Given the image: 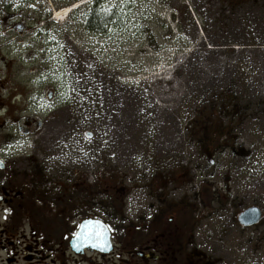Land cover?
<instances>
[{"label":"rangeland","instance_id":"rangeland-1","mask_svg":"<svg viewBox=\"0 0 264 264\" xmlns=\"http://www.w3.org/2000/svg\"><path fill=\"white\" fill-rule=\"evenodd\" d=\"M92 3L0 0V31L4 9L43 30L47 47L35 54L70 108L57 144L31 141L32 171L48 180L86 174L89 203L112 205L113 224L175 217L210 264H264V220L238 222L250 207L264 212V0H105L118 20L102 33L86 29ZM75 4L83 6L66 22L53 21ZM11 50L30 53L12 45L0 56ZM23 62L15 60L13 82ZM138 76L139 84L123 81ZM24 81L31 88L36 78ZM237 101L243 124L231 120Z\"/></svg>","mask_w":264,"mask_h":264},{"label":"flooded vegetation","instance_id":"flooded-vegetation-1","mask_svg":"<svg viewBox=\"0 0 264 264\" xmlns=\"http://www.w3.org/2000/svg\"><path fill=\"white\" fill-rule=\"evenodd\" d=\"M3 15L0 54L3 47L14 45L30 48L31 56L25 59L12 50L8 58L0 56V264H210L202 251L193 250L192 232L175 217L166 219L159 213L135 225L113 224L112 205L89 203L95 188L82 183H92L86 174L65 173L48 180L44 173L32 171L38 160L29 152L31 141L41 137L57 144L62 134L60 113L70 108H64V94L48 81L42 64L45 55L35 54L38 46L47 47L43 30H34L37 25L7 9ZM19 59L25 62L17 83L13 66ZM33 75L34 86H23L24 77ZM80 106V99H75L76 112ZM216 190L230 199L224 194L229 188ZM86 221L99 225L91 239L86 237L92 228L81 235Z\"/></svg>","mask_w":264,"mask_h":264},{"label":"trees","instance_id":"trees-1","mask_svg":"<svg viewBox=\"0 0 264 264\" xmlns=\"http://www.w3.org/2000/svg\"><path fill=\"white\" fill-rule=\"evenodd\" d=\"M105 0H95L89 10V13L86 17L85 26L86 29L89 31H93L96 33L106 32L109 25H112L118 20L117 11H106L103 8ZM236 106L232 105L231 108L233 109L234 117L232 122L235 119H241V123L243 124L242 114L240 112L243 110L241 108V104L237 101ZM230 142V141H229ZM227 143V142H226ZM231 143V142H230Z\"/></svg>","mask_w":264,"mask_h":264},{"label":"water","instance_id":"water-1","mask_svg":"<svg viewBox=\"0 0 264 264\" xmlns=\"http://www.w3.org/2000/svg\"><path fill=\"white\" fill-rule=\"evenodd\" d=\"M263 218L264 213L261 209L250 207L240 214L238 221L243 227H252L257 225Z\"/></svg>","mask_w":264,"mask_h":264},{"label":"bare ground","instance_id":"bare-ground-1","mask_svg":"<svg viewBox=\"0 0 264 264\" xmlns=\"http://www.w3.org/2000/svg\"><path fill=\"white\" fill-rule=\"evenodd\" d=\"M75 5H79V4H75ZM75 5L73 6H69L68 8H65V9H62V10H59L55 13L54 17H53V20L54 21H57L58 23H63V22H66L70 15L78 9V6L75 7ZM74 7V8H73Z\"/></svg>","mask_w":264,"mask_h":264},{"label":"snow or ice","instance_id":"snow-or-ice-1","mask_svg":"<svg viewBox=\"0 0 264 264\" xmlns=\"http://www.w3.org/2000/svg\"><path fill=\"white\" fill-rule=\"evenodd\" d=\"M99 226L98 225V222H96L95 224L91 221H86L84 222L80 227L82 229V232H81V235H85V231L84 230H87L89 228H92L93 231L91 232H87V237L88 239H91L94 235H95V227Z\"/></svg>","mask_w":264,"mask_h":264}]
</instances>
